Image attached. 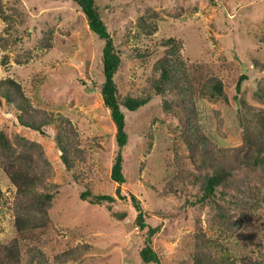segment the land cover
<instances>
[{
	"label": "rangeland",
	"instance_id": "374dc122",
	"mask_svg": "<svg viewBox=\"0 0 264 264\" xmlns=\"http://www.w3.org/2000/svg\"><path fill=\"white\" fill-rule=\"evenodd\" d=\"M96 3L121 52L122 62L115 73L120 94H151L136 110L122 107L128 132L126 181L120 185L125 199L116 195L117 182L110 175L117 144L115 124L100 90L104 39L91 30L75 0H0V60L5 54L8 58L0 63V78H15L33 105L68 117L85 149V159L66 169L56 153L55 140L48 137L42 141L44 155L52 164L49 181L57 183L58 192L50 207L52 222L41 235L39 246L51 260L55 253L78 243L89 245L79 259L62 264H155L144 262L139 255L147 233L135 221L137 210L130 196L134 194L147 223L160 224L151 244L161 264H179L188 258L199 229L225 243L237 262L243 254H260L264 250V205L236 215L239 227L222 234L209 218L207 206H183L186 195H178V191L174 195L167 189L179 168L186 172L194 167L183 158L180 115L164 111L160 95L152 93L151 81L156 75L154 63L165 49L160 42L175 38L193 76L202 79L216 74L226 85L228 100L209 99L199 93L194 96L201 130L220 147L240 144L239 108L251 118L250 108L264 107V0ZM149 9L156 12L157 21L151 33L137 22ZM239 74L245 78L237 90ZM240 98L247 108L238 104ZM9 129L10 134L27 135L16 125ZM235 174L238 181L249 179L264 191L259 169H237ZM240 185L248 190L243 182ZM180 186L181 182L173 184L176 189ZM87 188L93 194L115 195L113 205L119 213L113 215L106 203L82 198ZM15 192L16 187L0 168V242L15 234ZM158 210L173 215L162 216Z\"/></svg>",
	"mask_w": 264,
	"mask_h": 264
},
{
	"label": "trees",
	"instance_id": "16d2710c",
	"mask_svg": "<svg viewBox=\"0 0 264 264\" xmlns=\"http://www.w3.org/2000/svg\"><path fill=\"white\" fill-rule=\"evenodd\" d=\"M75 1L81 6L91 30L104 39V79L100 90L115 124L117 144L110 175L117 182L116 195L125 199L126 195L121 192L120 185L126 181L124 146L128 142V132L122 107L136 110L150 100L151 94H120L115 73L122 62L121 52L107 29L96 0ZM155 13L149 9L138 16V24L147 33L156 29ZM160 45L165 49L154 63L156 75L151 81L152 93L160 95L164 111L180 115L178 136L185 149L183 158H187L194 167L186 172L179 168L168 181L167 189L174 195H177V191L178 195H186L183 206H207L209 218L215 221L222 234L235 231L239 227L236 215L264 205V191H261L260 186L252 185L249 179L238 181L235 177V171L243 168L259 169L264 178V107H249L253 111L251 118H246L239 108L242 142L235 146H218L198 124L194 96L199 93L209 99L228 100L225 83L216 74H208L202 79L193 76L179 52L178 40L175 38L164 39ZM7 59L5 54L0 63H6ZM244 78V74L238 75L237 90ZM238 104L248 107L241 98ZM0 117V168L16 187L12 207L15 234L9 240L0 242V264H62L79 259L89 247L87 243H78L55 253L51 260L38 244L41 235L52 222L50 207L58 192L57 183L49 181L52 164L44 155L42 141L48 137L55 140L56 153L61 162L66 169L71 168L78 160L85 159V149L80 146L79 134L73 122L60 112L54 113L33 105L21 84L10 76L0 78ZM11 125H16L27 135L10 134ZM175 182H181L180 188H173ZM241 182L248 190L242 188ZM130 196L137 210L135 221L141 230L146 228L147 233L139 250L140 258L146 263L161 264L160 256L151 244L160 224L149 225L138 197L134 194ZM81 197L89 198L91 202L106 203L113 215L119 213L113 205L117 199L113 194H93L87 188L81 193ZM157 212L162 216L173 215L170 211ZM193 239L189 257L182 259L179 264H264V250L256 256L243 254L237 262L225 243H219L202 229L195 233Z\"/></svg>",
	"mask_w": 264,
	"mask_h": 264
}]
</instances>
